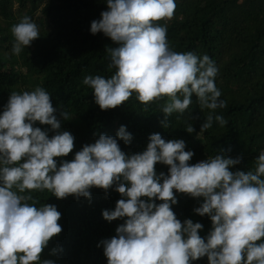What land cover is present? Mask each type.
Instances as JSON below:
<instances>
[{
    "label": "clouds",
    "instance_id": "9594fccd",
    "mask_svg": "<svg viewBox=\"0 0 264 264\" xmlns=\"http://www.w3.org/2000/svg\"><path fill=\"white\" fill-rule=\"evenodd\" d=\"M105 2L107 10L91 22L90 31L102 32L118 46L106 50L113 75L84 77L95 103L108 110L133 94L145 104L166 97V128L168 117L184 113L195 95L202 108L212 110L202 129L213 120L226 124L223 115L215 114L226 106L215 84V62L207 54L174 51L167 24L159 22L173 17L176 0ZM12 33L17 55L40 37L38 25L27 15ZM56 113L43 87L12 92L0 112V264H56L42 259V253L61 233L62 213L55 204L30 203L32 197L21 193L48 190L57 198L79 199L90 198L93 187L106 192L115 187L121 194L114 210L102 212L109 222L124 221L116 235L100 242L107 264H193L205 256L208 264H264V151L255 158V170L232 171L240 156L222 153L191 164L194 152L185 150L184 139L166 140L153 133L142 152L126 153L118 140L130 144L133 135L121 125L115 136L99 135L69 160L64 158L73 152L75 137L62 129L69 114ZM194 131L193 126L187 129ZM158 163L168 166V174L157 173ZM177 193L199 200L194 212L212 222L206 237L200 234L202 223L177 218L172 207Z\"/></svg>",
    "mask_w": 264,
    "mask_h": 264
},
{
    "label": "trees",
    "instance_id": "16d2710c",
    "mask_svg": "<svg viewBox=\"0 0 264 264\" xmlns=\"http://www.w3.org/2000/svg\"><path fill=\"white\" fill-rule=\"evenodd\" d=\"M176 5L173 17L159 22L167 24V39L174 51H192L200 57L207 54L215 62V84L221 90L220 99L226 101L215 114L223 115L226 124L213 120L210 128L202 129L212 110L202 108L195 95L184 113L168 117L166 128L162 125L166 97L145 104L133 94L121 106L108 110L95 103L84 77L113 75L106 50L118 46L102 32L90 31L91 22L107 10L105 0H0V112L12 92L43 87L52 96L56 115L61 110L69 114L62 129L74 135L75 147L64 159H73L76 151L101 134L115 136L125 125L133 135L130 144L118 140L126 153L142 152L150 135L160 133L166 140L184 139L185 150L194 152L191 164L223 153L241 157L232 171L255 170V158L264 151V0H176ZM26 15L38 25L40 37L17 55L12 51V27ZM36 126L50 129L39 122ZM189 126L195 131L187 132ZM54 134L49 131L50 136ZM155 167L158 174H168L167 165ZM91 192L90 198L79 199L72 195L57 198L48 190L21 193L32 197L30 203L55 204L62 213L58 221L62 231L50 240L42 259L56 264H107L100 242L116 235L124 221L109 222L102 212L114 210L121 194L115 187L107 192L93 187ZM176 195L178 203L172 207L177 218L202 223L200 234L206 237L212 222L194 212L199 200L185 193ZM193 264H208L207 256Z\"/></svg>",
    "mask_w": 264,
    "mask_h": 264
}]
</instances>
